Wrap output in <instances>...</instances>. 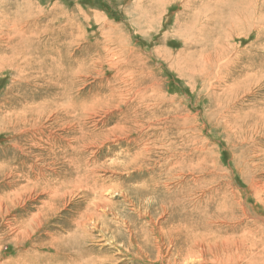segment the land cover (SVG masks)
<instances>
[{
	"label": "rangeland",
	"instance_id": "374dc122",
	"mask_svg": "<svg viewBox=\"0 0 264 264\" xmlns=\"http://www.w3.org/2000/svg\"><path fill=\"white\" fill-rule=\"evenodd\" d=\"M14 1L0 264H264V0Z\"/></svg>",
	"mask_w": 264,
	"mask_h": 264
},
{
	"label": "bare ground",
	"instance_id": "6f19581e",
	"mask_svg": "<svg viewBox=\"0 0 264 264\" xmlns=\"http://www.w3.org/2000/svg\"><path fill=\"white\" fill-rule=\"evenodd\" d=\"M23 1H29V0H23ZM227 0H215V3L218 4L219 2H225ZM16 3V7L19 8V7H22L20 6V3H19V0H15L14 1ZM212 1H210L211 3ZM206 6V5H205ZM205 8V7H204ZM30 13L33 14V12H31L30 10ZM19 23V20L17 19L15 21V23H13L11 26H7L5 25L6 24V19L3 18L2 14H0V47L2 45V40H5L6 39V43L2 45V49L0 51H3L6 56H5V62L9 60L10 58V55H15L20 59V58H23L24 57V54L27 53V50L25 48L26 44H28L30 41H27V40H22V41H19V42H16L14 43L13 45H8V42L10 41L11 39V36H13L15 33H11L12 29L14 30L15 28V25ZM25 27H20V26H17L16 28V32L20 33L22 36H24L23 34V29ZM11 33V34H10ZM42 40H38V42H41ZM4 42V41H3ZM49 45V44H48ZM45 46V47H48ZM9 65H13L11 61H9L8 63ZM163 232V231H162ZM161 232V233H162ZM171 232H174V231H171ZM176 232V231H175ZM170 234V233H169ZM172 235V234H171ZM170 235V236H171ZM162 236V235H161ZM160 237V236H159ZM162 239V238H161ZM170 239V238H169ZM172 239V238H171Z\"/></svg>",
	"mask_w": 264,
	"mask_h": 264
}]
</instances>
